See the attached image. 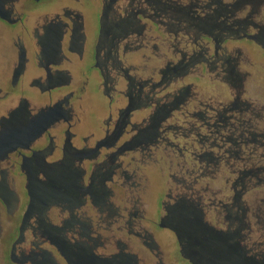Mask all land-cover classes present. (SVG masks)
Returning a JSON list of instances; mask_svg holds the SVG:
<instances>
[{
	"label": "flooded vegetation",
	"instance_id": "1",
	"mask_svg": "<svg viewBox=\"0 0 264 264\" xmlns=\"http://www.w3.org/2000/svg\"><path fill=\"white\" fill-rule=\"evenodd\" d=\"M262 8L264 0H0V133L19 142L0 156V264H264V240L239 243L251 228L232 211L244 212L238 198L216 205L166 193L152 206L137 176L170 147L195 155L199 144L205 175L226 154L238 158L242 143L253 141L252 153L264 146V106L241 100L248 75L237 72L239 50L223 48L246 41L264 51ZM162 26L175 52L180 31L197 52L147 75L143 52L164 43ZM195 65L237 90L228 103L200 101L191 84L161 95ZM97 95L107 103L100 122ZM49 109L52 120L28 139ZM176 113L182 123H169ZM183 169L180 177L192 174ZM158 229L172 235L170 248Z\"/></svg>",
	"mask_w": 264,
	"mask_h": 264
},
{
	"label": "rangeland",
	"instance_id": "2",
	"mask_svg": "<svg viewBox=\"0 0 264 264\" xmlns=\"http://www.w3.org/2000/svg\"><path fill=\"white\" fill-rule=\"evenodd\" d=\"M181 1L187 2V0ZM260 10L261 15L257 16L256 19L264 18V8ZM150 28L151 31H149ZM181 28H185L184 23H182ZM147 29V38L149 36L155 38V36L159 35L154 32L155 29L150 23L147 24ZM165 30L166 28L162 26L161 38L164 40V43L158 47V50L156 51L152 47H149L146 52H143V54H146L147 75L151 74V72L159 66L164 68L169 61L177 62L180 58L181 51L188 54H191L193 50H196L197 52V47L192 46L190 40L192 33L187 34L180 31L182 34H179L178 50L175 52V47L173 46L175 45V40H173V37L171 36L172 34L167 33ZM223 48H227L229 52L234 50L233 48L239 50L240 53L237 56L239 64L236 65L237 72L238 74L248 75L240 84L244 90V94L240 95L241 100H249L253 106H264V51L246 41L227 42ZM231 54L236 56L235 51H232ZM141 59L142 58H140L138 54H132L130 60L132 64L138 67L142 64ZM192 70L194 71L192 72ZM222 81L223 80H221L220 77H215L213 73L203 71L202 66L195 65L194 68L189 69V72L179 77L178 81L174 80L168 84H163L161 95L165 96L174 89L191 84L194 86V91L200 101L210 102L211 105L216 106L219 103H228L231 94H236L237 92L234 88L229 90ZM93 101L95 104L93 121L100 122L104 116L107 103L100 95L95 96ZM196 104V102L190 103L188 105V110L191 112L197 106ZM175 118H177L178 121H176L177 119ZM177 122L179 124L182 123L180 116L176 113L169 120V123L177 124ZM200 132L203 133V131ZM168 137L178 146L185 144L184 139L180 136L178 138H173L169 135ZM194 148L197 153L202 152V147H200L199 144L196 143ZM256 152L257 155L264 153V146L257 147ZM176 156V152L172 153V148L170 147L167 153H159L157 158L153 159L154 161L149 160L150 164H139V169H137V176L141 178V180L138 181L140 183L139 194L146 204L154 206V204L159 203L160 200H166V193H170L176 198L178 195H185L194 202L196 201V199L193 198V192L195 190L183 187L178 181L180 178V168H191L194 164L188 154L186 155L185 162L183 159L179 160ZM146 161L148 160H145V162ZM260 164H264V161H261ZM134 167L135 165H132V168ZM215 176L214 180L206 178L201 180L200 184L197 185V188L201 190L205 188L206 192L208 190L209 194L212 193V195H216L217 198L220 199H223V196H233V193L229 191L228 187L224 184V179L228 177V174H225L223 168H221ZM255 182L256 181L254 180V184L248 186L247 191H245L243 196L239 198V201L242 204V206H240L244 212L242 213L239 208H232V211L235 210L236 212H234V215L238 216L242 223L249 225L251 228L250 232H247L244 229V234L241 235L242 241L239 243L243 246L244 250H249L251 244H258L264 240V183L260 184ZM219 209L220 213L224 216L225 211L223 208L219 207ZM238 212L242 213V216L237 215ZM204 215L206 216L205 220H208L211 224H215L212 215L208 211L204 213ZM223 216L221 218H223ZM157 236L162 246L167 245L170 248V243L173 240L170 232L158 229ZM259 253L264 255V248L261 249ZM258 258L260 259L261 256H258Z\"/></svg>",
	"mask_w": 264,
	"mask_h": 264
},
{
	"label": "trees",
	"instance_id": "3",
	"mask_svg": "<svg viewBox=\"0 0 264 264\" xmlns=\"http://www.w3.org/2000/svg\"><path fill=\"white\" fill-rule=\"evenodd\" d=\"M243 119L246 122L247 118L245 117ZM246 136L247 135H244V138H243L244 141L246 140V138H251V137H246ZM232 137H235V135H232ZM255 140H257L256 137H255ZM178 147L181 148V146H178ZM241 147H242L243 153L239 154L238 158L230 157L228 154H226L225 158L223 157V159H220L219 161V169L215 170L214 168L210 166L209 174H205L207 176H204L202 174L204 172L203 168L205 167L204 158L198 157L196 155V154L199 155L200 153H197V151L195 150L196 154L192 155L188 152L185 153V150L184 151L182 150L184 152L182 153L183 154L182 156L179 154L178 151H176V154H177L176 157L179 160L183 159L185 162L186 155L188 154L189 158L192 160V163L194 164V166L189 168V171H192L191 175L185 174L184 176L180 177L185 180L188 186L191 187L190 189L195 190L193 192L194 199L206 201L207 198H209L216 205L217 203H221V202L228 205L234 201V198L239 199L241 196H243L244 192L247 191L248 186H251L254 184L253 183L254 180L256 181L255 183H260V184L264 183V164H260L261 161H264V153H262L261 155H257V152H253V153L249 152V150L252 147H256V144H254L253 141L248 142V143H242ZM247 148L248 150H246ZM235 161H237V163H241L242 165L241 173L233 174L229 172V169L227 167L230 166ZM221 168H223V170L225 171V174H228V177L224 179V184L228 187V190L233 193V196H223L224 198L220 199V198H217L216 195H212V193L204 194V189L201 190L197 188V185L200 184V181L204 180L205 178L214 180L216 177L215 175L218 174V171ZM180 169L182 170L183 168H180ZM239 180H241V183ZM234 183L238 184L237 187H235L236 191L232 188Z\"/></svg>",
	"mask_w": 264,
	"mask_h": 264
},
{
	"label": "water",
	"instance_id": "4",
	"mask_svg": "<svg viewBox=\"0 0 264 264\" xmlns=\"http://www.w3.org/2000/svg\"><path fill=\"white\" fill-rule=\"evenodd\" d=\"M253 38V36H249ZM51 109L48 110L46 113V117L43 116L44 119H42V122L39 123V125H36V129H32V131L27 136L28 139H31L34 137L38 131L46 125L49 121L52 120L53 116H50ZM18 141H16L15 136L10 131L4 130L2 133H0V156L5 153L6 151L13 149L15 145H18Z\"/></svg>",
	"mask_w": 264,
	"mask_h": 264
}]
</instances>
